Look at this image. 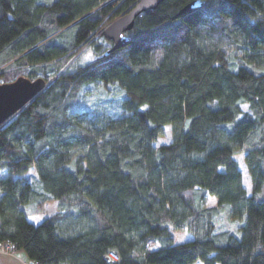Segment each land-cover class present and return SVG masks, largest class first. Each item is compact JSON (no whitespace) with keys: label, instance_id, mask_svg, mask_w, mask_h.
<instances>
[{"label":"trees","instance_id":"obj_1","mask_svg":"<svg viewBox=\"0 0 264 264\" xmlns=\"http://www.w3.org/2000/svg\"><path fill=\"white\" fill-rule=\"evenodd\" d=\"M138 1L0 0V84L46 83L0 127V243L34 264H264V0H164L106 55Z\"/></svg>","mask_w":264,"mask_h":264},{"label":"water","instance_id":"obj_2","mask_svg":"<svg viewBox=\"0 0 264 264\" xmlns=\"http://www.w3.org/2000/svg\"><path fill=\"white\" fill-rule=\"evenodd\" d=\"M164 0H139L126 14L120 16L103 29L101 35L112 42V48L106 53L122 48L129 43L127 33L133 28L135 20L143 14L155 10ZM198 1L186 4L179 14L200 7ZM42 78L34 80L20 76L16 80L0 84V127L23 109L45 88Z\"/></svg>","mask_w":264,"mask_h":264},{"label":"rangeland","instance_id":"obj_3","mask_svg":"<svg viewBox=\"0 0 264 264\" xmlns=\"http://www.w3.org/2000/svg\"><path fill=\"white\" fill-rule=\"evenodd\" d=\"M93 54L91 53V51H89L87 48H84L82 50V52L80 53V55L77 58V62L79 64H85L88 61H91L93 59ZM100 95V98L104 97L103 94L99 93L98 96ZM242 109L245 111L247 109L246 105L242 106ZM171 127L170 126H165L163 128V135L162 137H160L157 142L154 144V147L157 148L161 145H167L171 142ZM235 159L238 161L239 163V167L240 170L242 172V176H243V184L244 187L246 188L248 194L250 193V181H249V177L247 175L246 172V167H245V162H244V155L243 154H237L235 156ZM35 178L34 176V172L31 171L30 174L27 176V179L29 181H33ZM208 206H213L215 205V198L214 197H210L208 199ZM57 211V206L56 203L53 204H48L45 206V216H49L50 214H53ZM216 224L218 225L217 228L219 230L221 229H226L229 227V229L234 228L235 226L233 225V222H230V224L225 221L224 217H220L216 220ZM173 237L174 240L176 242H183V241H187L188 239H190V236L185 232V231H174L173 232ZM194 264H202L200 261H196Z\"/></svg>","mask_w":264,"mask_h":264},{"label":"crops","instance_id":"obj_4","mask_svg":"<svg viewBox=\"0 0 264 264\" xmlns=\"http://www.w3.org/2000/svg\"><path fill=\"white\" fill-rule=\"evenodd\" d=\"M0 264H34L24 252L16 251L11 254L0 252Z\"/></svg>","mask_w":264,"mask_h":264},{"label":"built area","instance_id":"obj_5","mask_svg":"<svg viewBox=\"0 0 264 264\" xmlns=\"http://www.w3.org/2000/svg\"><path fill=\"white\" fill-rule=\"evenodd\" d=\"M0 252L11 254L14 253V246L10 243H0ZM107 261H118V258L114 254L107 255Z\"/></svg>","mask_w":264,"mask_h":264}]
</instances>
